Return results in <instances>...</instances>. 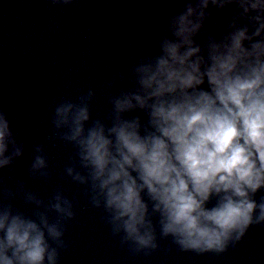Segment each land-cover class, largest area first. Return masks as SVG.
Instances as JSON below:
<instances>
[{
    "label": "clouds",
    "instance_id": "9594fccd",
    "mask_svg": "<svg viewBox=\"0 0 264 264\" xmlns=\"http://www.w3.org/2000/svg\"><path fill=\"white\" fill-rule=\"evenodd\" d=\"M207 5L189 3L170 18L171 38L165 35L159 54L134 67L135 89L113 99L111 127L96 121L86 129V104L65 102L55 109L56 127L68 129L65 139L75 142L88 170L93 203L102 200L113 230L138 248L156 246L155 214L163 235L201 252H222L252 223L264 222V202L250 195L264 188V0H240L245 13L257 11L254 31L234 26L202 47L194 37ZM135 109L147 113V125L139 117L122 118ZM11 137L0 114V167L10 162L5 152ZM44 166L37 156L33 169ZM73 178L85 180L78 173ZM60 200L52 207L71 216L68 201L62 207ZM41 224L50 238L62 235L58 223L41 216ZM43 229L0 208V264H44L46 255L48 264H56Z\"/></svg>",
    "mask_w": 264,
    "mask_h": 264
},
{
    "label": "water",
    "instance_id": "95a60500",
    "mask_svg": "<svg viewBox=\"0 0 264 264\" xmlns=\"http://www.w3.org/2000/svg\"><path fill=\"white\" fill-rule=\"evenodd\" d=\"M199 2L0 0V114L12 133L5 152L10 162L0 167V208L42 229L41 216L49 224L58 223L62 230L58 240L43 229L49 250L55 249L56 264H264V222L252 223L222 252H201L184 249L172 235H163L155 214L150 219L156 246L138 248L122 230H113L103 201L93 203L79 149L65 139L68 129L54 123L55 109L72 102L87 105L86 129L96 121L111 127L113 99L136 87L134 67L159 54L165 35L171 38L170 18L187 4ZM203 11L202 26L194 37L202 47L209 38L222 39L234 26H248L249 34L254 31L256 22L251 18L257 11L245 13L240 0L223 6L208 0ZM136 117L147 125L142 109L122 114L124 119ZM17 148L20 154L14 155ZM37 156L45 166L33 169ZM77 173L84 182L73 178ZM250 195L257 204L264 202V188ZM57 196L62 207L68 201L71 216L52 207ZM212 203L214 199L209 206Z\"/></svg>",
    "mask_w": 264,
    "mask_h": 264
}]
</instances>
